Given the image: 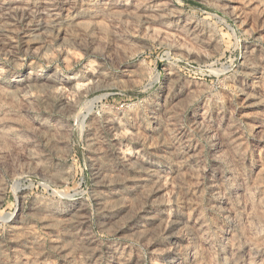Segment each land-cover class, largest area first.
I'll list each match as a JSON object with an SVG mask.
<instances>
[{"label": "rangeland", "instance_id": "obj_1", "mask_svg": "<svg viewBox=\"0 0 264 264\" xmlns=\"http://www.w3.org/2000/svg\"><path fill=\"white\" fill-rule=\"evenodd\" d=\"M0 264H264V0H0Z\"/></svg>", "mask_w": 264, "mask_h": 264}, {"label": "bare ground", "instance_id": "obj_2", "mask_svg": "<svg viewBox=\"0 0 264 264\" xmlns=\"http://www.w3.org/2000/svg\"><path fill=\"white\" fill-rule=\"evenodd\" d=\"M68 212V211H67Z\"/></svg>", "mask_w": 264, "mask_h": 264}]
</instances>
